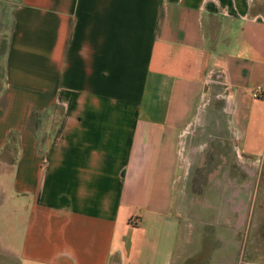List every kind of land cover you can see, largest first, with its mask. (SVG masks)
<instances>
[{"label":"crops","instance_id":"obj_1","mask_svg":"<svg viewBox=\"0 0 264 264\" xmlns=\"http://www.w3.org/2000/svg\"><path fill=\"white\" fill-rule=\"evenodd\" d=\"M12 6L0 79V152L15 145L0 157L6 253L20 264H171L182 231L177 138L214 76L237 153L264 160V0ZM34 111L45 112L36 131ZM216 235L202 256L212 264L222 259Z\"/></svg>","mask_w":264,"mask_h":264},{"label":"rangeland","instance_id":"obj_2","mask_svg":"<svg viewBox=\"0 0 264 264\" xmlns=\"http://www.w3.org/2000/svg\"><path fill=\"white\" fill-rule=\"evenodd\" d=\"M0 1V30L6 33L13 0ZM4 6L7 20L1 17ZM223 101H226L225 84L216 75L206 82L202 101L178 134L177 174L172 181V194L182 231L178 234L171 264H212L202 256L208 251L209 255L213 253L218 232L222 256L219 264H250L247 258L264 264V242L261 243L264 240V197L261 195L264 160L250 161L239 156L224 131L227 117ZM54 120L51 116L42 120L43 125L38 128L40 142L48 137ZM14 151V143L9 144L6 152H0V157L10 159ZM202 233L210 241L203 240ZM245 234L252 237L251 242ZM6 247L4 224H0V264H20L6 253ZM233 251L236 260L229 262V253Z\"/></svg>","mask_w":264,"mask_h":264},{"label":"trees","instance_id":"obj_3","mask_svg":"<svg viewBox=\"0 0 264 264\" xmlns=\"http://www.w3.org/2000/svg\"><path fill=\"white\" fill-rule=\"evenodd\" d=\"M0 3H2V1H0ZM1 17H2V19L7 20L5 6L3 7L2 11H1ZM7 44H8V35L6 33V34L2 35V39H0V79L4 75V66H3L2 61H3L4 56L6 54ZM44 113L37 112V111L32 112V114L30 116V122H29V126H30V128L32 130L36 131V128L38 126L39 118H41L44 115Z\"/></svg>","mask_w":264,"mask_h":264},{"label":"built area","instance_id":"obj_4","mask_svg":"<svg viewBox=\"0 0 264 264\" xmlns=\"http://www.w3.org/2000/svg\"><path fill=\"white\" fill-rule=\"evenodd\" d=\"M262 94V88L260 85H255L251 90V95L253 98H258Z\"/></svg>","mask_w":264,"mask_h":264}]
</instances>
